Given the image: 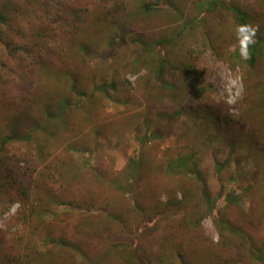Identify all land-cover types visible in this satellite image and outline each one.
Masks as SVG:
<instances>
[{
    "label": "rangeland",
    "instance_id": "1",
    "mask_svg": "<svg viewBox=\"0 0 264 264\" xmlns=\"http://www.w3.org/2000/svg\"><path fill=\"white\" fill-rule=\"evenodd\" d=\"M213 1L0 0V259L264 264V0Z\"/></svg>",
    "mask_w": 264,
    "mask_h": 264
},
{
    "label": "trees",
    "instance_id": "2",
    "mask_svg": "<svg viewBox=\"0 0 264 264\" xmlns=\"http://www.w3.org/2000/svg\"><path fill=\"white\" fill-rule=\"evenodd\" d=\"M215 4L219 3L221 5H223L222 1L221 0H214L213 1ZM237 10L234 9V13L236 12ZM244 14L241 13V12H237L235 13V16H236V19L241 26H246V23H245V20H244ZM7 19L5 16H3L1 13H0V24H3V23H6ZM245 33H247L248 31H243ZM251 44V45H250ZM258 41H253L251 43H249V56L252 58L256 52V46L258 45ZM160 71H161V68L158 67L157 68V77L159 78L160 77ZM74 88V87H73ZM30 134L29 133H22L21 130H19L18 128V125L16 123H11V128L8 130L7 133L5 134H1L0 135V148H2L5 144H7L8 142H11V141H27L30 139ZM132 164L134 163V160L131 159L130 161ZM177 164H179L181 167L183 166V162L182 160H178L177 161ZM218 168H220L218 166ZM2 191V190H0ZM203 200L205 201L208 209L211 210V212L213 211V207H212V204H213V201H210L209 197L207 195H204L203 196ZM226 226V225H224ZM228 229V231L230 233H233V234H236V235H239L234 229H232L231 227L227 226L226 227ZM2 258L0 259V264L1 263H4V264H17L22 257H17L15 256L12 252L11 253H6V254H2ZM25 258H27V256L25 255L24 256ZM255 258L257 261L259 262H264L263 258L259 255H255ZM28 262V260H27Z\"/></svg>",
    "mask_w": 264,
    "mask_h": 264
},
{
    "label": "clouds",
    "instance_id": "3",
    "mask_svg": "<svg viewBox=\"0 0 264 264\" xmlns=\"http://www.w3.org/2000/svg\"><path fill=\"white\" fill-rule=\"evenodd\" d=\"M238 31H250L252 36L255 35V31L253 29H251L250 27L248 26H241ZM251 39L249 38V43H251ZM242 55H246V51L245 52H242Z\"/></svg>",
    "mask_w": 264,
    "mask_h": 264
},
{
    "label": "bare ground",
    "instance_id": "4",
    "mask_svg": "<svg viewBox=\"0 0 264 264\" xmlns=\"http://www.w3.org/2000/svg\"><path fill=\"white\" fill-rule=\"evenodd\" d=\"M223 85V84H222ZM225 86V85H224ZM225 94H226V92H225ZM227 97V96H226Z\"/></svg>",
    "mask_w": 264,
    "mask_h": 264
}]
</instances>
